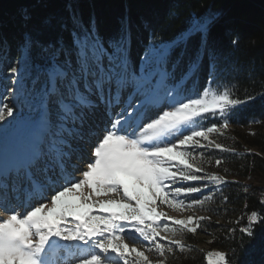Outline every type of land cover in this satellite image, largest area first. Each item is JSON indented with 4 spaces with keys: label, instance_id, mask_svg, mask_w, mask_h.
Masks as SVG:
<instances>
[{
    "label": "snow or ice",
    "instance_id": "obj_1",
    "mask_svg": "<svg viewBox=\"0 0 264 264\" xmlns=\"http://www.w3.org/2000/svg\"><path fill=\"white\" fill-rule=\"evenodd\" d=\"M67 10L54 41L25 33L19 65L4 77L13 86L0 95V122L16 117L21 136L0 144V264H167L176 251L193 250L185 233L207 231L202 225L211 217L196 213L211 211L214 191L229 183L205 169L212 161L202 150L231 151L212 136L223 135L232 110L255 97L241 100L236 85L216 83L218 57L208 46L216 13H190L188 27L164 40L147 22L134 35L125 16L102 33L94 15L85 21L71 4ZM205 57L208 82L188 94L185 82L202 71ZM209 115L219 123H198ZM84 143L90 156L81 170L74 158L83 159ZM10 198L17 204L5 208ZM161 206L189 214L168 216ZM246 220L239 232L254 238L264 216L253 210ZM205 258L233 264L224 251Z\"/></svg>",
    "mask_w": 264,
    "mask_h": 264
},
{
    "label": "trees",
    "instance_id": "obj_2",
    "mask_svg": "<svg viewBox=\"0 0 264 264\" xmlns=\"http://www.w3.org/2000/svg\"><path fill=\"white\" fill-rule=\"evenodd\" d=\"M69 4L85 21L94 15L102 33L116 29L120 19L126 16L134 35L142 34L147 22L164 40L188 27L190 13L218 14L208 32V46L218 57L216 83L236 85L234 94L241 100L247 95L255 97L229 114L224 147H237L243 152V155L228 156L226 160L232 168L229 172L244 177L255 167L264 169V0H0V95H7L4 77L8 75L7 69L18 63V47L25 33L44 43L54 41L60 34L58 22L69 16ZM174 7L177 15L170 17ZM24 9L30 16L27 21ZM45 18H51L50 25L43 24ZM64 35L67 37V33ZM233 39L238 43L233 44ZM36 51H33L34 57ZM194 52L195 42L189 45V53ZM207 66L205 57L202 71L185 82L187 88L206 86ZM206 119L219 123L218 116L209 115ZM16 129L12 127L10 131L16 132ZM214 150L207 153L212 163L221 159L219 151ZM236 176L226 179L229 183L214 191V200L206 205L211 211H197L196 215L210 216L211 220L202 225L207 231L185 233L184 243L193 250L176 251L174 256H169L167 264H207L206 253L214 248L226 252L233 264H264V223L256 226L254 238L239 232V227L247 222V213L255 210L264 216V179L254 182ZM207 194L206 189L204 195ZM200 196L197 193L191 198ZM224 196L228 198L226 203ZM241 216L244 219L236 224ZM230 228L236 229L234 236L229 234Z\"/></svg>",
    "mask_w": 264,
    "mask_h": 264
},
{
    "label": "rangeland",
    "instance_id": "obj_3",
    "mask_svg": "<svg viewBox=\"0 0 264 264\" xmlns=\"http://www.w3.org/2000/svg\"><path fill=\"white\" fill-rule=\"evenodd\" d=\"M17 65H19V61L17 63ZM21 73L23 74V67L21 66ZM5 84L7 87H12V81L9 78L8 80L5 81ZM203 88L201 89H194L193 87H189L187 88V92L188 94H192L195 93L197 91H202ZM8 95V93H7ZM19 115V113H17V116ZM98 121H99V128L97 129V131H100V129L103 128L104 124H103V119L102 117H98ZM199 124H203L205 126H211L212 123H214L212 120L208 121L207 119H204L202 121L198 122ZM216 123V122H215ZM17 127L16 126V117H9L7 119V121L5 122H0V144L4 143L5 141H7V143L9 144H13L15 142H17L21 136L20 130L17 128L16 132L14 131H10L11 129ZM247 130V129H246ZM251 132V129H248ZM236 133V132H235ZM226 134V132L224 131L223 135H219V134H213L212 138L215 139L217 142L221 143L224 146V135ZM93 142L95 141V137L92 138ZM83 148V159L80 161H76L74 158V162L77 163L78 165V169H84L86 166V163L88 162V158L90 156V149H89V145L87 143H84L82 145ZM230 149L231 151H227V152H221L220 150L216 149L214 150V148H207V149H203V155L205 157L208 158L209 155H207V153H212V150L214 151H219L221 160L224 161V163H222L223 165L221 166H215V162H213L211 165L209 164H205L204 167L207 171L210 172H216L219 175L225 177V179H234V173H232L231 171L229 172V170H231L232 168L229 167L228 160V156L232 155V153L234 154H238V155H243V152L240 148H234L232 146H228L225 147ZM212 149V150H211ZM197 152L201 151L200 149L196 150ZM211 155V154H210ZM210 159V156H209ZM208 166V167H207ZM254 169V170H253ZM252 170L248 171L247 175L242 177V175H237L236 178L237 179H253L251 181H256L259 182L261 179H264V169H261L259 167H255ZM226 170V171H225ZM74 176L76 179H79V171H77L76 173H74ZM17 204V201L15 199H11L9 200L8 204H6L4 207L8 208V207H13ZM159 211H163L165 212L168 216H174L176 218H183L185 216H187L189 213L185 212V213H176L171 211L170 209H168L166 206H161L160 208H158ZM6 212L5 211H0V218L5 217ZM161 223H170L168 221H162ZM177 239H180L179 236L177 237ZM146 243V242H145ZM212 251H221L219 249H210L209 252ZM150 258L153 259V261H155L157 259L155 254H149ZM206 263H207V259H206Z\"/></svg>",
    "mask_w": 264,
    "mask_h": 264
}]
</instances>
